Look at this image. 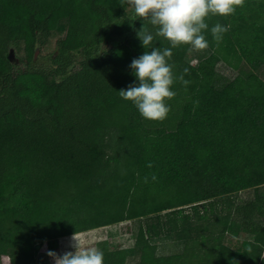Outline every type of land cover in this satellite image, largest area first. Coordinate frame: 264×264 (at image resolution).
<instances>
[{"label": "trees", "instance_id": "1", "mask_svg": "<svg viewBox=\"0 0 264 264\" xmlns=\"http://www.w3.org/2000/svg\"><path fill=\"white\" fill-rule=\"evenodd\" d=\"M208 23L197 64L188 46L172 50L191 83L173 85L171 111L154 122L118 93L138 86L130 64L145 51L143 21L121 0H0V229L18 223L0 232L1 264L29 238L38 256L134 219L135 246L103 249V264H264V0ZM216 23L230 25L219 45ZM52 37L48 64L37 62Z\"/></svg>", "mask_w": 264, "mask_h": 264}, {"label": "clouds", "instance_id": "2", "mask_svg": "<svg viewBox=\"0 0 264 264\" xmlns=\"http://www.w3.org/2000/svg\"><path fill=\"white\" fill-rule=\"evenodd\" d=\"M246 0H121V5L131 8L136 17L143 21L142 28L137 32L144 53L132 60L130 68L139 81L119 90V96L131 102L140 115L149 121L163 122L171 108L168 101L176 96L172 90L178 81L185 88L191 83L185 75V68L179 76L174 72L175 65L170 63L173 49L188 46V51L206 50L209 41L205 33L213 16L229 17L236 13L237 8L245 6ZM150 26V27H149ZM229 26L214 24L210 28L214 41L219 45ZM166 40L170 47L161 48L154 45L157 38ZM198 103V102H195ZM151 168L152 164L149 163ZM153 181L156 177L153 174ZM147 182V178H145ZM71 247L75 252L67 251L62 255L48 251L47 255L54 264H103L104 254L98 248L81 250L75 235ZM232 264H236L235 261Z\"/></svg>", "mask_w": 264, "mask_h": 264}, {"label": "rangeland", "instance_id": "3", "mask_svg": "<svg viewBox=\"0 0 264 264\" xmlns=\"http://www.w3.org/2000/svg\"><path fill=\"white\" fill-rule=\"evenodd\" d=\"M55 40H56L55 37L50 38L45 44V46L42 47L41 52L37 56V62L48 64V59L51 57V55L54 52ZM116 43H118V40L114 41V43L111 42V45H114ZM208 54H209V51L207 49L206 50H193L189 52L188 54V61L191 64H197L202 58L206 57ZM23 57H24V53H23L22 45H20L18 48L16 47L10 48V59L15 65H18L19 60ZM217 72L221 76L227 79H233L238 74L237 70H233L230 67L224 65L223 63H218ZM258 74L264 80V68H262L258 72ZM237 196L238 195H236V197ZM16 217L17 215L13 217V220H10V221L7 220L3 222L0 232L4 234H9V235L14 234L18 228ZM143 222L144 220L134 219L130 221H125V222L81 232L78 234L69 235V236L60 238L56 240L55 242H50L51 247L49 251L56 252L57 255H62L63 253L67 251L75 252L76 249L71 247V245L74 243V241L72 240V237L74 235H75L77 242L80 245L81 250H86L90 248H98L101 251H103V249L117 250V249L131 248L135 246L138 228ZM45 245L48 246L47 244ZM19 247L21 248L23 247L22 249L23 251L25 244L19 245ZM167 253H169L168 245L160 246L159 254H167ZM44 264H54V260L48 256Z\"/></svg>", "mask_w": 264, "mask_h": 264}, {"label": "crops", "instance_id": "4", "mask_svg": "<svg viewBox=\"0 0 264 264\" xmlns=\"http://www.w3.org/2000/svg\"><path fill=\"white\" fill-rule=\"evenodd\" d=\"M43 244L39 250L38 256L34 254L33 245L31 238L25 243L24 250L23 247L19 249V252L15 254L14 259H9L8 264H44L46 258L48 257L47 252L49 251L48 246ZM3 258L0 255V264L2 263Z\"/></svg>", "mask_w": 264, "mask_h": 264}]
</instances>
